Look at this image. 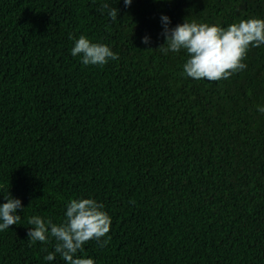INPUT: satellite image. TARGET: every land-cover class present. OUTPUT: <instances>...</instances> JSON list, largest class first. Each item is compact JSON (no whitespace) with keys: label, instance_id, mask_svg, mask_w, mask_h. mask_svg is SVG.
Returning <instances> with one entry per match:
<instances>
[{"label":"trees","instance_id":"1","mask_svg":"<svg viewBox=\"0 0 264 264\" xmlns=\"http://www.w3.org/2000/svg\"><path fill=\"white\" fill-rule=\"evenodd\" d=\"M162 15L227 27L264 0H0V205L25 209L0 264H65L28 219L60 224L80 198L111 216L107 246L78 253L95 264H264V45L228 80H193L184 50L157 49ZM81 35L119 59L83 65Z\"/></svg>","mask_w":264,"mask_h":264},{"label":"clouds","instance_id":"2","mask_svg":"<svg viewBox=\"0 0 264 264\" xmlns=\"http://www.w3.org/2000/svg\"><path fill=\"white\" fill-rule=\"evenodd\" d=\"M132 2L124 0L126 7ZM105 10L111 21L117 22L119 10L104 3L98 11L103 15ZM160 19L164 44L157 49L165 55L184 50L188 59L183 65L182 75L193 80H228L246 70L247 64L244 61L250 49L264 45V19L261 18L242 19L227 27L198 23L195 20L189 22L187 19L175 27H169L171 20L168 16L162 15ZM141 42L149 44L148 36H144ZM146 50L154 49L149 47ZM71 54L80 56L85 66L103 67L109 61L119 59L118 53L108 45L93 43L84 35L75 40ZM257 110L264 114V106H257ZM4 198L7 202L0 205V232L18 225L21 215L16 214L17 210H25L21 200L13 198L10 192ZM111 223V216L104 210L102 203L92 198L72 199L66 205L65 219L60 224L38 215L30 217L28 224L32 227L27 236L31 243L47 244L50 238L54 239V251L42 249L47 252L44 259L49 262L59 254L65 264H95L92 258H83L78 253L84 252V246L90 241H96L101 248L106 247L110 242L108 234Z\"/></svg>","mask_w":264,"mask_h":264}]
</instances>
